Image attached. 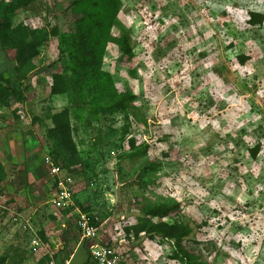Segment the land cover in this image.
Listing matches in <instances>:
<instances>
[{
  "label": "rangeland",
  "instance_id": "rangeland-1",
  "mask_svg": "<svg viewBox=\"0 0 264 264\" xmlns=\"http://www.w3.org/2000/svg\"><path fill=\"white\" fill-rule=\"evenodd\" d=\"M74 1L17 12L14 27L58 34L24 79L0 42V75L22 92L0 104V264L39 253L48 264L78 243L76 216L51 206L49 160L73 175L76 204L99 218L117 264H264V0H118L109 37L96 26L85 41H105V90L75 97L54 93L55 76L74 81L78 25L99 0ZM65 109L62 146L53 116ZM160 208L168 215H149ZM152 223L167 235L141 231Z\"/></svg>",
  "mask_w": 264,
  "mask_h": 264
},
{
  "label": "trees",
  "instance_id": "trees-1",
  "mask_svg": "<svg viewBox=\"0 0 264 264\" xmlns=\"http://www.w3.org/2000/svg\"><path fill=\"white\" fill-rule=\"evenodd\" d=\"M34 0H13L11 3L0 2V42L3 49L16 50L17 59V72L20 79H24L27 74V67L31 65V61L38 53L40 48L47 45L51 36H58L57 31L48 32L46 30H31L28 27L18 26L14 27V17L17 12L25 7H28ZM102 3L106 6V9L100 11L98 9ZM99 2H93L96 6V12L88 15H83V18L79 22V35L80 44L75 47V50L71 51L72 60V74L74 81L65 78L64 76H55V86L53 88L54 93L69 92L75 97L78 89L105 90L102 82L110 78V75L102 71V59L105 52V41L101 38L96 41L97 46L89 45L86 47L85 41H94L92 37L93 28L99 26L104 28L106 32L100 37H109V29L117 17L120 2L118 0H99ZM87 3V0H76L71 3V8H83ZM253 16H255L253 14ZM90 24H87V22ZM108 23V24H107ZM91 25V26H90ZM68 40L65 44H67ZM101 43V48L99 47ZM64 51V50H63ZM62 51V52H63ZM95 51V53H94ZM111 80V79H110ZM22 96V92L14 89L11 86V81L5 79L0 75V104L4 107H10L12 98H19ZM74 99V98H73ZM133 98H131L132 100ZM75 100V99H74ZM113 107L117 110L125 107V100L117 99L114 102ZM70 109H65L59 114L53 116L54 129L52 134L56 139L60 141V144L64 146L67 141L71 140V125H70ZM168 211L164 208H160L155 211L149 212V215L153 217L163 218L168 215ZM164 224L152 223L150 225H144L141 231L151 234L167 235L163 229ZM184 264H191L187 257H181L180 259Z\"/></svg>",
  "mask_w": 264,
  "mask_h": 264
},
{
  "label": "built area",
  "instance_id": "built-area-1",
  "mask_svg": "<svg viewBox=\"0 0 264 264\" xmlns=\"http://www.w3.org/2000/svg\"><path fill=\"white\" fill-rule=\"evenodd\" d=\"M48 167L54 179L55 191L51 204L55 210H73L75 221L80 233V241L90 243V255L98 264H117L119 256L116 250L110 246L102 245L99 240V218L82 211L75 202L76 181L72 174L56 165L52 160L48 161ZM1 198V197H0ZM49 264H56L50 261Z\"/></svg>",
  "mask_w": 264,
  "mask_h": 264
},
{
  "label": "crops",
  "instance_id": "crops-1",
  "mask_svg": "<svg viewBox=\"0 0 264 264\" xmlns=\"http://www.w3.org/2000/svg\"><path fill=\"white\" fill-rule=\"evenodd\" d=\"M53 184V183H52ZM76 202V201H75ZM77 205V204H76ZM52 206V204H51ZM78 206V205H77ZM53 207V206H52ZM79 207V206H78ZM80 208V207H79ZM81 209V208H80ZM68 212V214H70L71 216H74L75 214L73 213V210H63ZM76 216V215H75ZM77 227V226H76ZM79 232V231H78ZM73 240V241H72ZM80 240V238H79ZM77 241L78 243L74 245L73 249H71L70 251H66L64 252V257H60L59 255L54 257V255H51V261L56 262V264H98V262H96L90 255V247L88 243L85 242H81V241ZM71 242H76V240L74 239V237H72ZM69 243V244H70ZM49 254H51L49 252ZM41 254H37L35 256V261L32 262V264H46L44 263V261L42 260ZM1 256V255H0ZM23 264V263H22ZM49 264V263H48Z\"/></svg>",
  "mask_w": 264,
  "mask_h": 264
}]
</instances>
